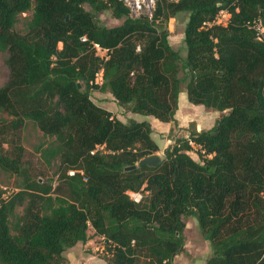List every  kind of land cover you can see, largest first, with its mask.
Segmentation results:
<instances>
[{"label":"trees","instance_id":"1","mask_svg":"<svg viewBox=\"0 0 264 264\" xmlns=\"http://www.w3.org/2000/svg\"><path fill=\"white\" fill-rule=\"evenodd\" d=\"M83 4L123 20L101 25ZM221 9L226 25L212 23ZM30 10L26 30L16 32ZM180 12L182 60L158 27ZM254 19L264 27V0H158L151 19L130 17L121 0H0V50L8 54L0 111L12 117L0 133L31 120L55 138L45 159L59 161L55 184L39 180L21 150L0 141V169L14 176L12 192L0 191V263L67 264L65 251L85 243L91 225L110 247L108 264H169L193 216L211 247L203 264H264V32L258 39ZM181 83L190 103L223 113L175 140L156 166L126 169L158 149L151 125L121 121L90 91L169 122ZM194 146L199 160L188 153ZM127 190L141 191V200Z\"/></svg>","mask_w":264,"mask_h":264},{"label":"rangeland","instance_id":"2","mask_svg":"<svg viewBox=\"0 0 264 264\" xmlns=\"http://www.w3.org/2000/svg\"><path fill=\"white\" fill-rule=\"evenodd\" d=\"M83 7L92 14L97 23L107 27L119 25L123 20V18L114 17L110 10L95 12L88 4H83ZM30 17L31 10L19 14L14 30L23 33L27 28ZM186 21L187 14L185 12H180L175 17H169L168 19L160 17L158 21V27L166 29L168 32V43L179 53L181 60L185 56L183 30ZM7 55L6 50H0V86L8 78ZM182 74V71H179L178 75L182 76ZM183 85L184 83H181L182 91L178 94L180 97L174 114L175 120L164 123L157 121L151 116L133 113L130 104L118 103L107 91L101 92L97 89H92L90 98L94 103L109 110L113 116L123 122L131 119L149 121L151 125L150 136L158 147L154 153L161 160L165 157V149L172 145L175 140L188 137L189 132L192 130L200 131L210 128L223 113L222 111L208 109L203 105L190 103L183 90ZM181 95L183 96L181 97ZM11 118L7 113L0 111V127L10 121ZM0 141L3 142L2 146L5 149H9V145L12 142V145L14 144L15 147L21 150L22 160L29 167L33 177L42 181H50L53 184L56 183L59 161L57 158L46 160L43 152L45 147H50L55 143L54 136L44 134L31 120L27 119L17 133H0ZM9 150L12 151L11 148ZM188 153L195 160H199L195 146ZM13 183L14 176L0 169V191H2L4 197L9 195L14 189ZM184 223V249L176 254L177 257L174 261L176 264H203L211 255L210 243L199 231L196 219L193 216L185 217ZM87 233L89 238L85 243H78L65 251L64 255L66 256L67 264H108L110 247L105 242V239L101 235L96 234L91 225H89Z\"/></svg>","mask_w":264,"mask_h":264},{"label":"built area","instance_id":"3","mask_svg":"<svg viewBox=\"0 0 264 264\" xmlns=\"http://www.w3.org/2000/svg\"><path fill=\"white\" fill-rule=\"evenodd\" d=\"M121 1L128 8L130 17L137 18L140 17L141 15H144L149 19L152 18L154 10L156 8V4L158 2V0H121ZM165 1L176 2L178 0H165ZM229 17H230L229 12L225 9H221L215 15L214 19L212 20V23L226 25L228 23ZM249 25L256 31L257 38L260 39L263 36V32H264V27L260 19L257 20L254 19L251 23H249ZM94 48L96 50V54L99 55L102 59H106L108 57L107 49L101 48L96 43L94 44ZM101 80H102L101 71H99L96 75L95 82L100 83ZM69 173H72V171H69ZM126 193L128 194L129 198L135 203H138L142 198L141 191L127 190ZM261 196L264 199V189L263 191H261ZM169 264H173V263H169Z\"/></svg>","mask_w":264,"mask_h":264},{"label":"water","instance_id":"4","mask_svg":"<svg viewBox=\"0 0 264 264\" xmlns=\"http://www.w3.org/2000/svg\"><path fill=\"white\" fill-rule=\"evenodd\" d=\"M159 162H160L159 156L153 153L142 157L141 159L138 160L136 164L128 166L126 167V169H133L137 166L141 167L143 165L156 166Z\"/></svg>","mask_w":264,"mask_h":264},{"label":"crops","instance_id":"5","mask_svg":"<svg viewBox=\"0 0 264 264\" xmlns=\"http://www.w3.org/2000/svg\"><path fill=\"white\" fill-rule=\"evenodd\" d=\"M182 93H183V92H182ZM182 96H183V95H181V97H182ZM179 97H180V96H178V100H179ZM178 107H179V106H178ZM151 117L154 118L153 116H151ZM154 119H156V118H154ZM156 120H157V119H156ZM157 121H159V120H157ZM159 122H161V121H159ZM162 123H164V122H162ZM176 257H177V255L174 256V258H173V260H172L171 263L176 264L175 261H174Z\"/></svg>","mask_w":264,"mask_h":264}]
</instances>
